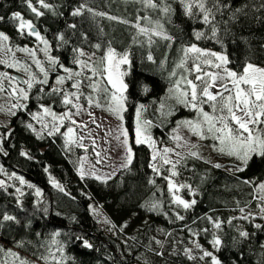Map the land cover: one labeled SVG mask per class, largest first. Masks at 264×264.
Instances as JSON below:
<instances>
[{
  "label": "trees",
  "instance_id": "16d2710c",
  "mask_svg": "<svg viewBox=\"0 0 264 264\" xmlns=\"http://www.w3.org/2000/svg\"><path fill=\"white\" fill-rule=\"evenodd\" d=\"M45 2L51 8L45 9L32 0L44 13L37 17L24 0H0V16L4 17L0 31L9 37L7 44L42 53L44 45L27 30L21 33L19 22L10 19L13 12H20L48 40L47 55L57 60V65H50L46 55L40 58L48 71V83L35 82L24 108L15 109L14 115L9 116V128L0 126V165L41 192L40 197L32 188L16 182L14 186L0 187V219L6 213L18 221H6L0 227V248L4 250L0 252V264H19V260L5 254L8 250L29 264H211L210 257L200 259L204 251L213 253L221 264H264V212L261 211L264 202L260 204L257 191L264 180V158L259 153L247 164L240 158L232 161L224 153L230 156L228 149L221 151L220 141L213 140L209 144L215 154L207 146L203 153L191 151L198 153L197 156L190 152L182 154L173 169L176 175L172 172L168 175L164 167L156 166L159 172L154 171L150 167L149 146L134 141L138 109H147L142 114L149 120L148 132L164 144L180 119L198 114L182 103L175 107L174 99L169 96L170 87L181 72L178 65L185 47L196 44L203 50L220 52L228 58L226 67L237 73H242L246 63L264 68V0H219L224 6L219 11L213 7L212 0H206L215 17L210 24L203 22L198 9H194L196 15H186L179 0H153L159 5L156 9L146 7L140 0ZM81 4L128 23L109 20L106 16L93 18L87 12L73 16L72 12ZM165 4L171 6L167 14L161 11ZM157 22L162 26L158 30L171 39L139 33L136 27L139 23L152 29ZM197 32L203 34L201 39L196 38ZM60 35L67 43L58 39ZM97 44L101 47L96 48ZM108 47L118 54H128L122 122L130 136L133 158L127 168L120 169L112 178L98 180L77 174L83 150L73 144L66 145L63 133L69 124L62 125L52 135L46 130L38 133L27 125L32 122L30 114L41 103L53 107L56 114L69 109L62 106L63 96L51 91L57 76L65 74L58 65L83 73L62 85L63 91L76 92L71 85L75 80L81 81V105L88 104L89 95L106 102L102 92L94 93L88 86L95 81L111 89L106 78L93 77L90 69H82L73 61L77 56L83 60L75 51L78 49L83 55L92 56L90 64H98ZM35 74L37 81H41V75ZM165 101L170 112L167 119L163 116L166 110L157 109ZM207 105L203 104L202 108ZM255 129H264V124L256 125ZM22 152L28 155H21ZM204 152L217 159L222 156L223 161H213ZM169 179L177 187L186 185L179 188L181 198L196 203L188 209L174 203L173 194L177 191L169 190ZM52 180L63 191L54 187ZM153 204L157 205L155 209ZM97 209L107 218L106 226L95 216ZM217 222L220 228L214 226ZM257 224L261 227L257 228ZM241 231L248 236L241 237ZM214 237L221 240L218 249L212 244ZM85 241L91 247H86Z\"/></svg>",
  "mask_w": 264,
  "mask_h": 264
},
{
  "label": "snow or ice",
  "instance_id": "6c2138e0",
  "mask_svg": "<svg viewBox=\"0 0 264 264\" xmlns=\"http://www.w3.org/2000/svg\"><path fill=\"white\" fill-rule=\"evenodd\" d=\"M28 9L31 10L37 17L44 15L43 12L39 11L32 3V0H24ZM37 2L45 9L51 8V5L45 2V0H37ZM146 7H151L156 9L159 5L154 3L153 0H140ZM180 4L183 6L184 12L188 16H194L196 13L194 9H198L199 12L203 16V22L205 24H210L211 20H214L215 17L213 15L212 9L206 6V0H179ZM213 7L216 11L220 10V7H224L223 5L219 4V0H212ZM161 11L165 14L171 11V6L165 4ZM237 11H240L239 9ZM84 12L90 13L93 18L96 16L100 17H107L109 20H119L120 23H128L126 20H120V18L115 16H109L107 13L103 12H96L92 8L86 7L85 4H81L77 7L73 12V16H80ZM211 18V19H210ZM11 20L18 21V30L23 33L27 30L28 34L31 36H35L41 44L44 45L43 51L47 56V60L49 61L50 65H57V60L55 57L47 55L49 50V42L46 40L41 34L35 30V26L31 21L25 20L24 17L21 15L20 12H13L10 17ZM143 19H148L144 17ZM4 17L0 16V21H3ZM70 27L75 28V25H71ZM136 27L139 30V33H143L148 35L161 36L164 39H171L165 35L161 30L162 26L159 23H156V26L152 29L141 27L139 23H137ZM197 39L202 38V33L197 32L195 33ZM212 36H216V28H212ZM58 39L62 43H67L64 40L63 35H60ZM9 37L2 31H0V49H3L7 52H11V48L8 47L7 41ZM151 42V38L149 39ZM96 48H100L101 45H95ZM20 51L28 52L29 55L32 57L33 62L39 68L40 72L44 74V79L41 81H36L35 76L28 70L27 66H25V71L28 72L29 78L24 80L23 83L27 85L28 89L33 87V82H38L42 84L48 83V72L44 69L41 65V61L36 59V53L32 49L22 48L19 49ZM79 52L82 56L83 52L80 50H75ZM184 56L181 60V63L178 67H184L185 62L191 59L192 61V69L196 73L195 81L192 79H188L187 77H182L181 80L176 81L175 89L177 91V100L184 104L185 106H191L193 109H196L198 114L202 117V119L197 122L193 123L191 121L185 122V125L196 135L203 136L201 132V128L206 127L207 131L213 135L214 139L220 141L222 145L221 151L224 150L226 147L228 149L229 155H236L240 158L245 164L249 162V159L253 157L254 154L259 153L262 158H264V129L256 130L253 126L264 124V68L258 67L252 63H246L243 68L242 73H237L235 71H230L227 67H224L228 63V58L225 55L216 53V52H208L199 48L196 44H192L188 47L183 49ZM214 58V59H212ZM148 59L151 60L152 56L149 55ZM218 61V63L216 62ZM75 64L80 65L81 68H88L92 72V76H104L106 74V79L109 85H111V89L107 87H102L99 82H90L89 87L92 88L94 93L102 92L108 104V110L112 111L115 114H119L124 111V101L126 97L124 96V91L127 88V85L123 83L122 76L125 73L120 71L121 64L129 63L128 54H118L116 51L108 47L103 57L100 58L98 64H90L86 61H81L79 56H77L74 61ZM0 63H6V61L0 60ZM19 63V62H17ZM203 65H211L212 67L216 68L218 71L216 72H203L202 73V66ZM15 65H9V67H13ZM62 67L64 72L67 73V76H57L56 83L57 85H63L65 80H72L74 77L81 76L82 72H73L71 69L63 67V65H58ZM222 69V73L220 70ZM175 73H173L174 75ZM0 77H7V73H0ZM13 81L15 78H11ZM91 81V77H85ZM219 82V84H218ZM181 83L186 85L185 88H181ZM219 87V90L213 93L211 89L214 87ZM72 88L76 89V92H67L63 91L59 87H54L51 89L52 93H60L63 96L62 103L64 105H71L73 108H76L78 115L81 111V106L78 103L81 99V93L79 89L81 88V81L75 80L74 83L71 85ZM43 90V89H41ZM0 91H3V85L0 83ZM19 95V97L27 99L28 92L23 88H17L15 85L12 86V91L10 95ZM75 101V102H74ZM87 101L89 105L95 103V106L99 107L100 104L98 101L94 100L92 95L87 97ZM202 104H209L213 110V114H209L205 112L202 107L199 105ZM13 108L15 107H24L23 104H13ZM45 115H51L53 121L59 120L61 123L63 121L68 120L71 124H76V121L72 119L73 114L69 112H65L61 116H57L54 112L51 111L50 108L44 107L43 109ZM218 113V114H217ZM14 115V113H13ZM91 115V113H89ZM139 117V109L137 113ZM36 118L35 116L33 117ZM122 119V117H120ZM95 123V120H93ZM147 123V122H145ZM29 128H32V125H27ZM87 127V125H83ZM47 127V125H45ZM53 131L59 132L60 129L55 124L53 125ZM53 131H49V135L53 134ZM147 129L142 127L139 119L137 120V127H136V143L143 144L149 143V146H152L151 137L146 134ZM246 134V135H245ZM66 137L67 144H79L80 147H84L80 140L83 138H77L75 129L71 126L67 127V131L63 133ZM122 135L125 137L123 140V144L126 147V154H127V163L123 165V167L127 168L128 165L132 163V149L127 147L128 140H127V132L122 130ZM119 139V137H117ZM175 139L179 141L182 139L180 136H176ZM93 143H95L93 141ZM164 155L160 158L162 159L164 164H172L173 169L176 167V164L179 161L173 163L171 160L167 158V153L171 152L172 149H164ZM21 155H28L26 152H22ZM99 155V154H97ZM190 155L197 156L198 153L190 152ZM157 157V153L154 151L153 160ZM154 171L159 172V169L155 167V165H150ZM218 167V165H217ZM2 170V169H0ZM85 173L81 171V176ZM172 175H176V172L173 171ZM15 176V173L12 174ZM21 184H24L25 181L22 177L18 178ZM96 179H100L99 176ZM54 187L63 191V187L57 183L56 181H51ZM4 186V182L0 181V187ZM32 187V185H29ZM186 187V185H175L172 180L169 179V190L179 191V188ZM259 190L264 193V183L259 184ZM19 191V189H17ZM39 189H37V195H39ZM264 199V197H261ZM173 202L177 205L183 206V208L188 209L196 202L193 200L188 202L182 199L179 195L173 194ZM157 205L153 204L152 208L155 209ZM243 211V209H241ZM264 212V208L261 209ZM179 219H183V217H178ZM247 219V217H244ZM6 221H16V217L8 214H4L2 219H0V227L4 226V222ZM214 226L216 228H220V223H215ZM257 228H260L261 225L257 224ZM241 237H247L248 233L245 231H241L239 233ZM21 244L23 242H20ZM212 244L218 249L221 246V240L219 237H214ZM86 247H91L87 241H85ZM197 247H200L197 245ZM62 250V249H61ZM4 250L0 248V252ZM189 250H186L188 252ZM6 255L13 257L14 259L19 260V264H29V262L19 259L16 256V253L8 250ZM205 257L211 258V264H221V261L213 255V253L204 251L203 255L200 257L203 260ZM190 259L193 257L189 256Z\"/></svg>",
  "mask_w": 264,
  "mask_h": 264
},
{
  "label": "rangeland",
  "instance_id": "374dc122",
  "mask_svg": "<svg viewBox=\"0 0 264 264\" xmlns=\"http://www.w3.org/2000/svg\"><path fill=\"white\" fill-rule=\"evenodd\" d=\"M8 47L11 48V52H7L3 49H0V60L6 61V63H0V73H7V77H0V83H2L3 85V91H0V126L6 127V128H9L8 118L9 116L12 115L15 109L24 108V107L13 108L12 105L13 104L25 105L27 104V100H28V98L24 99V98L19 97L18 93L17 95H10L12 91V86L15 85L17 88L23 87L28 92V95L32 89V88L28 89L26 84L21 85L16 80L13 81L11 79L10 72H16L20 74L24 78V80H27L29 78L28 72L25 71V66H27L28 70L35 76L36 81H37V75L35 74V72L41 75V80L44 79V74L40 72L39 68L33 62V59L29 55L28 52L20 51L19 49L12 48L9 45ZM34 51L36 53V59L38 60H40V58L45 56V53L43 51L42 53L36 50ZM205 51L215 52V51H209V50H205ZM216 53L222 54L220 52H216ZM91 57L92 56L90 54H84L82 55V58H83L82 61L88 62L89 59H91ZM216 62L218 63V61ZM9 65H15V66L9 67ZM192 67L193 65H192L191 59L185 62L184 67H179L181 69V72L178 73V75L174 79L173 85L170 87V92L172 93L169 96L170 98L174 99L175 107L178 106L180 103L176 98L178 94L175 89L176 81L181 80L182 77H187L188 79H192L195 81L196 73L194 71H191ZM224 67H226V65ZM44 69L46 70V67H44ZM120 71L125 73L126 64L120 65ZM216 71L218 70L212 67L211 65L202 66V73L203 72H216ZM220 72L221 74H223L222 69L220 70ZM90 73L92 74L91 71ZM61 76H67V73ZM104 77L106 78V74L104 75ZM105 80L107 82V79ZM122 80H123V83L125 84L124 75L122 76ZM54 83L57 85L56 82ZM34 84L35 82H33V85ZM218 84H217V87H214L213 89H211L213 93L219 90ZM56 85H53L52 88L54 87H59L61 89L63 88L62 85H57V86ZM109 86L111 88V85ZM185 87L186 85L181 83V88L183 89ZM124 95H125V91H124ZM62 99L63 98H61V102H62ZM94 100L99 102L100 104L99 107L95 106V103L92 105H89V104L81 105L78 102L81 106V111L78 115L76 114L77 112L76 108H73L71 105H64L62 103V106H66L67 108H69L65 112L70 111L73 114L72 119L76 121V124H71V122L68 120L63 121V123H61L59 120L53 121L51 115H45L43 111L44 107H48L51 109L52 112L55 113V111L53 110V107L47 106L41 103L38 106V110L35 111L33 114H30V118L32 120L31 129L35 130L38 133H41L40 131H45V130L47 131V133H49V131H53L54 124L58 126L59 128L64 124H69V126L75 129L77 138H80V137L83 138L82 140H80V143H82L84 147H80L79 144H73L76 147L81 148L83 150V154L80 156L78 160L79 163L77 166V174L81 176V171H83L85 174L82 177L89 176V177H93L96 179V177L99 176L100 179L98 180H107L109 178H112L120 169L124 168L123 165L127 163L126 147L123 144V140L125 139V137L122 135V130L126 131L127 134H128V131L124 123L122 122V119L120 118L122 117V112L119 114H115L112 111L108 110L107 102H101L97 98ZM167 101H165V103H162L157 108L158 111L160 112L162 110H166V112L163 114L165 119H167L170 114V112L167 110L169 109V107L166 106ZM160 103H158L157 105H159ZM202 105H199V107H202ZM187 108L196 110V109H193L190 105L187 106ZM203 109L205 110V112H208L209 114H213V110L209 104L207 106H204ZM145 111H147L146 108L139 109V117L137 115L138 111L136 112L134 141L136 142V127H137V120L139 119L141 126L147 129L146 134L151 137L152 146H149V143L146 142L152 154L151 164L155 165V167L156 166L164 167L165 169L168 170L167 172L168 175L171 172H173L172 164H164L162 159L160 158L162 155H164L163 150L166 148L172 149V151L168 152L166 155H167V158L171 160L173 163H175L181 157L182 154L189 153L192 150H198L203 153L202 150H204L205 146L209 148V151H212V153L215 154L214 152L215 149L212 145L209 144V142L213 140H217V139L213 138V135L207 131L206 127L201 128V132L203 133V136L201 137L200 135L194 134L185 125V122L187 121H191L193 123L199 122L202 119V117L199 114L195 115L193 118H190V119H185V120L184 118L180 119V122H178L177 125L174 126L172 131L167 135L168 142L164 144L160 142L159 140L154 139L149 134L148 132L149 120L144 119L143 114H142V112L144 113ZM65 112H63L62 114H56V113L55 114L59 117L63 115ZM89 113H91V115H89ZM34 116L36 117L35 119L33 118ZM93 120H95V123H93ZM85 124L87 125V127L83 126ZM45 125H47V127H45ZM253 127L256 128V125ZM53 133H55V131H53ZM177 135L180 136L182 139L177 141L175 139ZM117 137H119V139H117ZM127 140H128L127 147H130L132 149V144L130 143L131 140H130L129 134L127 135ZM93 141L95 143H93ZM65 143H66V137H65ZM66 145H69V144L66 143ZM0 151L2 152L1 146H0ZM154 151L155 153H157V157L155 160H153ZM224 153L226 154V157H230L232 161L234 160V158L238 159V157L234 154L228 156L227 152H224ZM204 154L206 156H209L213 161H216V160L218 162L223 161L222 156L217 159L216 157H214L213 155L207 152H204ZM0 169H2L0 170V181H3L4 185L8 184V185L14 186L15 182L16 184L24 185L28 187L29 185H31L27 180H24L25 183L21 184L20 180L18 179L19 177H21L20 175H17L15 173V176L13 177L12 176L13 172L6 171L1 165H0ZM261 183H264V180ZM30 188H32V190L37 195V189L34 188L33 185ZM257 191L261 197H264V193H262L259 189ZM175 195H179L181 197V189L175 192ZM38 196L41 197V192ZM261 197H260L261 199L260 204L264 202V199H262ZM94 214L97 218L100 219L101 221L100 223L102 226H106L108 224V220L105 217V215L101 212V210H98V209L95 210Z\"/></svg>",
  "mask_w": 264,
  "mask_h": 264
},
{
  "label": "water",
  "instance_id": "95a60500",
  "mask_svg": "<svg viewBox=\"0 0 264 264\" xmlns=\"http://www.w3.org/2000/svg\"><path fill=\"white\" fill-rule=\"evenodd\" d=\"M11 77H12V78H15V80L18 81L19 83L24 84V83H23L24 79H23V77H22L20 74H18V73H14V72H13V73L11 74Z\"/></svg>",
  "mask_w": 264,
  "mask_h": 264
},
{
  "label": "flooded vegetation",
  "instance_id": "af4514ba",
  "mask_svg": "<svg viewBox=\"0 0 264 264\" xmlns=\"http://www.w3.org/2000/svg\"><path fill=\"white\" fill-rule=\"evenodd\" d=\"M10 74H11V72H10Z\"/></svg>",
  "mask_w": 264,
  "mask_h": 264
}]
</instances>
